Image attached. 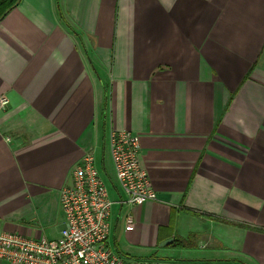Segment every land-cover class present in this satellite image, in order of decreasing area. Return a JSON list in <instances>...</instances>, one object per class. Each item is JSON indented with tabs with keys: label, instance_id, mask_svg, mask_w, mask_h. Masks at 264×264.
Masks as SVG:
<instances>
[{
	"label": "crops",
	"instance_id": "1",
	"mask_svg": "<svg viewBox=\"0 0 264 264\" xmlns=\"http://www.w3.org/2000/svg\"><path fill=\"white\" fill-rule=\"evenodd\" d=\"M263 41L264 0H20L0 21V232L57 237L71 170L91 153L115 182L126 129L156 200L113 207L120 253L264 264Z\"/></svg>",
	"mask_w": 264,
	"mask_h": 264
},
{
	"label": "built area",
	"instance_id": "2",
	"mask_svg": "<svg viewBox=\"0 0 264 264\" xmlns=\"http://www.w3.org/2000/svg\"><path fill=\"white\" fill-rule=\"evenodd\" d=\"M9 99L0 95V110ZM107 146L115 172L116 198L110 182L91 153L71 170V182L60 191L63 227L55 238L0 232V261L8 264H180L172 259L132 257L114 250L111 215L117 205L139 206L156 200L147 171L140 162V139L130 130H110ZM112 183V182H111ZM113 187V188H115ZM125 229H132L131 217Z\"/></svg>",
	"mask_w": 264,
	"mask_h": 264
},
{
	"label": "trees",
	"instance_id": "3",
	"mask_svg": "<svg viewBox=\"0 0 264 264\" xmlns=\"http://www.w3.org/2000/svg\"><path fill=\"white\" fill-rule=\"evenodd\" d=\"M20 2V0H0V21ZM262 48L264 49V41L262 44ZM175 241V240H174ZM188 240L180 239L176 240L175 244L177 246H187L189 245Z\"/></svg>",
	"mask_w": 264,
	"mask_h": 264
},
{
	"label": "rangeland",
	"instance_id": "4",
	"mask_svg": "<svg viewBox=\"0 0 264 264\" xmlns=\"http://www.w3.org/2000/svg\"><path fill=\"white\" fill-rule=\"evenodd\" d=\"M0 111H2V110H0ZM105 175H106V177H107V179H108V181L109 182H112V183H110V191H111V184H113V180H112V174L111 175H109L108 173H107V171L105 172ZM112 188H113V186H112ZM174 244V243H173ZM170 245H172V243L170 244ZM112 247H113V249L114 250H116L117 251V249H116V247H115V245L114 244H112ZM156 248H160V247H158V246H156ZM121 254H124V253H121ZM133 254V253H132ZM139 254H141L140 252H136V253H134L133 255H134V257H140V256H142V255H139ZM148 254V253H147ZM159 256V255H158ZM144 257V256H143ZM149 257H151V256H149Z\"/></svg>",
	"mask_w": 264,
	"mask_h": 264
},
{
	"label": "water",
	"instance_id": "5",
	"mask_svg": "<svg viewBox=\"0 0 264 264\" xmlns=\"http://www.w3.org/2000/svg\"><path fill=\"white\" fill-rule=\"evenodd\" d=\"M171 241H172V239L165 240V241L160 243V246H164V245L170 243Z\"/></svg>",
	"mask_w": 264,
	"mask_h": 264
}]
</instances>
